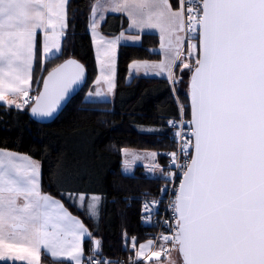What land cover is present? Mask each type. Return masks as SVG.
<instances>
[{"label":"snow or ice","instance_id":"obj_1","mask_svg":"<svg viewBox=\"0 0 264 264\" xmlns=\"http://www.w3.org/2000/svg\"><path fill=\"white\" fill-rule=\"evenodd\" d=\"M85 9V28L101 71L86 100L105 96L114 102L118 47L142 46L148 29L159 30L164 59L131 60L127 71L138 78L167 79L174 98L188 75L185 102L163 122L179 129L172 137L176 150L145 154L153 161L149 173L166 181L151 204L158 211L168 196V216L159 222L168 234L156 237V250L152 241L137 249L136 237L128 248L125 233L126 250L151 260L167 254L171 245L182 264H264V0H86L76 9L71 0H0L5 115L30 109L32 117L53 118L86 80L85 63L62 44L71 25L68 12L84 14ZM108 13L120 14L119 34L111 28L101 34ZM129 29L141 35L125 36ZM38 70L47 75L37 77ZM144 101L142 93L138 102ZM44 152V159L36 160L0 149V264H41V249L53 258H67L66 264H124L108 259L99 232L89 231L61 202L77 207L87 220H99L103 197L89 196L92 190L86 186L100 166L95 153L84 144L55 152L48 172L59 185L57 201L41 193L49 149ZM158 155L167 158L165 165L155 163ZM130 166L125 158L124 169ZM149 212L145 204L141 216ZM131 264L144 260L131 259Z\"/></svg>","mask_w":264,"mask_h":264},{"label":"trees","instance_id":"obj_2","mask_svg":"<svg viewBox=\"0 0 264 264\" xmlns=\"http://www.w3.org/2000/svg\"><path fill=\"white\" fill-rule=\"evenodd\" d=\"M175 3V0H171ZM86 0H71V8L83 6ZM81 12L69 11L71 20L67 39L63 42L66 52L85 63L87 81L81 91L74 96L57 116L46 124L34 121L28 111L17 113L12 109L5 115L6 108L0 105V148L22 152L32 158L44 159V149H49L44 160V191L61 199L59 185L50 177L48 169L57 150L68 151L86 145L95 153L100 166L93 171L86 181L92 191L88 194H99L103 197L101 216L98 221L87 220L76 207L63 201L73 213L78 214L93 232H99L104 241V253L119 257L130 252L124 246L122 234L126 233L128 241L136 237V241L146 240L140 225L139 199L157 193L159 179L148 176L141 167L133 174L120 171L121 150L123 148L151 149L161 153L173 147L170 130L164 121L172 119L177 113V103L164 78L135 79L125 82L127 69L131 60L158 61L157 50L159 38L154 34L143 35L142 46H123L119 48L117 92L114 103L109 101H87L85 93L96 76V67L91 39L85 28V15ZM73 15L75 18L73 19ZM107 24L102 30L108 34L118 32L121 25L120 15H109ZM125 21L123 27L127 28ZM68 56L53 60L48 64L50 70ZM38 70L35 75H45ZM179 76V70H177ZM184 83L178 84L179 95L185 97L188 75L183 77ZM145 101H140L141 94ZM146 130L164 128L162 134L146 135L139 129ZM159 156V155H158ZM157 156V157H158ZM89 246H90V242ZM42 264H66L64 261H53L43 257ZM146 264V263H144Z\"/></svg>","mask_w":264,"mask_h":264},{"label":"built area","instance_id":"obj_3","mask_svg":"<svg viewBox=\"0 0 264 264\" xmlns=\"http://www.w3.org/2000/svg\"><path fill=\"white\" fill-rule=\"evenodd\" d=\"M35 89V88H33ZM33 96L36 94L35 91H33L31 93ZM173 94V93H172ZM174 97V95H173ZM176 103H177V106L178 104H180V99L179 97L177 96L176 98H174ZM178 118V117H177ZM185 119H189L190 116H185L184 117ZM170 130V138L171 140L173 141L172 137H173V132L175 131H179V129H169ZM176 150V144L175 142L173 141V147L170 148V149H167L165 151H162L161 153H168V152H172V151H175ZM155 163H158L159 165H165L167 163V158L164 157V156H158L156 158V161ZM159 179V178H158ZM159 185H158V188H157V193L155 195H152V196H146V197H141L138 201H139V208H140V217H139V222H140V225L142 226L143 228V234H144V237L146 238V240H149V241H152L155 245H156V249L160 248L159 247V244L160 242L156 239V237H158L161 233L163 234H168L165 229L163 227H161L160 225V221H163L167 218L168 216V213L165 209V204L168 203V196L167 195H164L163 197V200H164V203L161 204L159 206V210L157 211L155 209V207L151 204V202L155 199H158L159 196H160V193H159V189L161 187H163L166 183L165 180L163 179H159ZM175 183L178 185L179 184V180H176ZM145 204H149V207H150V212L148 215L142 217L141 216V209L143 208V206ZM167 250L169 251V248H171V245H167L166 246ZM167 251V252H168ZM163 255H165V252L162 251ZM105 256L108 258V259H112V260H118V261H123L124 264H131V259H136L133 255L131 254H128V255H122V256H119V257H114V256H110V255H106ZM144 260V259H143ZM145 263V261H144Z\"/></svg>","mask_w":264,"mask_h":264},{"label":"rangeland","instance_id":"obj_4","mask_svg":"<svg viewBox=\"0 0 264 264\" xmlns=\"http://www.w3.org/2000/svg\"><path fill=\"white\" fill-rule=\"evenodd\" d=\"M147 33L152 34L150 31H148ZM62 44H63V41H62ZM93 54H94V51H93ZM94 61H95L96 76H97V64H96L97 61H96L95 55H94ZM149 62H152V61H149ZM130 78L131 77H129V79ZM94 79H93V81H94ZM93 81L91 82V85L93 84ZM35 87H36V85H35ZM100 87L101 88H104L106 86L101 83ZM94 91H95V86L93 87V89H92L91 92H94ZM186 91H187V88H186L185 92ZM116 92H117V88L115 89L114 100H115ZM178 97H179L181 103L185 102V99L186 98H182L179 95V92H178ZM98 98H101V99H109V100L111 99V98L105 97V96H101V97H98ZM139 129L141 131L142 130H146V127H143V128L140 127ZM151 152H155V151L154 150H151V149H142V148H128V149H124L123 150V153H122V156L123 157H122V162H121L120 170L123 173L131 174V173H134L135 172L137 166H141L143 168L144 172L147 173L148 176H156V175H152V174L149 173V166L153 163V161L151 159L145 157V154L146 153H151ZM125 153H127V157H126ZM125 158H127V159H129L131 161V166L127 170H125L124 167H123V162H124ZM88 195L91 196L92 194H88ZM78 205H79V202H77V206ZM123 236H124V233L122 234V238H123ZM148 242H149V240L136 241V247H137V249L139 248V245L140 244H147ZM124 246H125V242H124ZM131 246L132 245H131V240H130V242L128 244V247L131 248ZM156 250H160V248H158ZM162 254H163V252H162ZM134 257L136 259H144L145 263H147V264H153V262L156 261V260H159L160 261V264H169V261H171L172 264H182V258H181V256H179V254L175 251V249H172V248H169V251L167 252V254H165L163 256L161 255L160 258L152 257L151 260H148L146 258H137L135 256V253H134Z\"/></svg>","mask_w":264,"mask_h":264},{"label":"crops","instance_id":"obj_5","mask_svg":"<svg viewBox=\"0 0 264 264\" xmlns=\"http://www.w3.org/2000/svg\"><path fill=\"white\" fill-rule=\"evenodd\" d=\"M109 15H120V14H119V13H117V14H111V13H108V14H105V18H107ZM124 16L126 17V13L124 14ZM127 28H128V26H127ZM119 31H120V30H119ZM119 31L116 32V33H113V34H119ZM148 31H150L152 34L156 35V36L159 38V41H160V34H159V30H158V29H148V30H146V32H148ZM101 33H102V35H107V33H104L102 29H101ZM147 34H149V33H147ZM136 35H141V33L137 32V31H134V30H131V29H129L128 31L125 32V36H127V37H134V36H136ZM63 42H64V41H63ZM160 43H161V42H160ZM160 43H159V46H158V48H157V50H158V52H159V55H160V59H159L158 61H152V62H159V61H161V60L164 59L163 52H162V50L160 49ZM91 44H92V43H91ZM92 48H93V51H94V47H93V45H92ZM119 48H120V46L118 47V51H119ZM94 55H95V51H94ZM139 61H145V60H139ZM96 64H97V76L95 77V79H96L97 77L101 76L100 66H99L98 63H96ZM129 77H131V78L129 79ZM155 78H157V77H151V78H146V79H155ZM95 79H94V80H95ZM135 79H141V78H138V77H136V76H133V75L128 71V73H127V75H126V78H125V82H126L127 84H129V83L133 82ZM90 86H91V87H89V88L87 89V91H86L84 97H86L87 94H88L90 91H92V89H93V87H94V84H92V85H90ZM32 88H35V84L32 85ZM116 88H117V87H116ZM87 101H109V99H101V98H98V97H93L92 99H89V100H87ZM112 103H113V102H112ZM0 149H1V148H0ZM124 149H128V148H123V149L121 150V162H122V157H123V156H122V153H123V150H124ZM6 150H7V149H6ZM8 151H11V152H14V153H18V154H20V155H28V154H26V153L16 152V151H13V150H8ZM33 159H34V158H33ZM36 160H37V159H36ZM121 162H120V166H121ZM137 167H141V166H137ZM141 168H142V167H141ZM142 169H143V168H142ZM120 171H121V170H120ZM121 172H122V171H121ZM143 172H144V170H143ZM122 173H123V172H122ZM144 173H145V172H144ZM123 174H126V173H123ZM131 174H133V173H131ZM145 174H147V173H145ZM41 193H42V194H47V195H49L50 197L56 199L57 201H61L60 198L55 197V196L51 195L50 193L44 191L42 184H41ZM61 202L64 204V208L67 210V212H69L73 217H76V218L82 219L78 214H75V213H73L71 210H69V208L65 205V203H64L63 201H61ZM82 220H83V219H82ZM94 221H95V220H94ZM96 221H97V220H96ZM85 226L89 229V231H91L90 228H89L86 224H85ZM127 237H128V236H127ZM98 238H101V237H98ZM130 240H131V238L129 239L128 244H129ZM124 242H125V241H124ZM128 248H129V247H128ZM129 252H130L131 255L134 256V253H133V252H131V251H129ZM44 256L48 257L49 259H51V260H53V261H64V262H66V259H67V258H64V259L62 260V258H59V257H57V258H53V257H51L50 253L47 252V250H45V249H41V264H42V262H43V257H44ZM25 264H26V262H25Z\"/></svg>","mask_w":264,"mask_h":264},{"label":"water","instance_id":"obj_6","mask_svg":"<svg viewBox=\"0 0 264 264\" xmlns=\"http://www.w3.org/2000/svg\"><path fill=\"white\" fill-rule=\"evenodd\" d=\"M68 58V57H67ZM72 58H75V57H72ZM75 59H77V58H75ZM64 60V59H63ZM63 60H61L58 64H60V63H63ZM79 60V59H78ZM57 64V65H58ZM57 65H55L54 67H56ZM53 67V68H54ZM52 69V68H51ZM50 69V70H51ZM45 75H47V73L45 74ZM86 81H87V70H86V80L85 81H83V82H81V84H80V86L79 87H76L75 89H74V91L72 92V95H71V97L69 98V99H67V101H66V103H64L62 106H61V108L57 111V113L54 115V117L53 118H50V119H41V118H37V117H32V116H30L34 121H36V122H38V123H42V124H46V123H50V122H52V121H54L56 118H57V116L62 112V110L66 107V105L68 104V102L74 97V96H76L80 91H81V89L84 87V85L86 84ZM30 113V109L28 110V114ZM30 115V114H29ZM182 258V257H181Z\"/></svg>","mask_w":264,"mask_h":264}]
</instances>
